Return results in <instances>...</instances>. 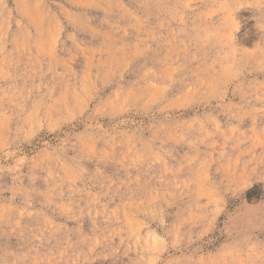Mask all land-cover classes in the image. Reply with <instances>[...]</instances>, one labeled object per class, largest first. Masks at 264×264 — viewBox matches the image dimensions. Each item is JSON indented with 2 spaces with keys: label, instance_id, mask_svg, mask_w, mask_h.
<instances>
[{
  "label": "rangeland",
  "instance_id": "1",
  "mask_svg": "<svg viewBox=\"0 0 264 264\" xmlns=\"http://www.w3.org/2000/svg\"><path fill=\"white\" fill-rule=\"evenodd\" d=\"M0 264H264V0H0Z\"/></svg>",
  "mask_w": 264,
  "mask_h": 264
}]
</instances>
